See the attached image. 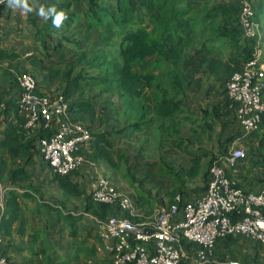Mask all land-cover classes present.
I'll return each instance as SVG.
<instances>
[{"label":"crops","instance_id":"1","mask_svg":"<svg viewBox=\"0 0 264 264\" xmlns=\"http://www.w3.org/2000/svg\"><path fill=\"white\" fill-rule=\"evenodd\" d=\"M182 1L183 4L188 3V0ZM191 1L195 5L196 3H202L199 0ZM229 1L232 2V0ZM234 1L236 2V0ZM102 2L109 5L113 12H116L117 9L113 1L102 0ZM39 3L46 6H56L54 0H39ZM201 3L197 4L196 7L202 6ZM87 11L88 0L73 4L72 12L77 17L66 36L70 35L72 39L78 41L81 47L88 45L103 46L102 39L106 29L101 27L91 31L86 18ZM152 17V13L141 6V10L132 21L135 25L145 26L152 30L154 27ZM50 20H44L38 15L34 0H27V7L13 9L8 7L7 4L0 7L1 47L19 53V58L15 60V63L19 64L18 70L32 73L39 82L41 93L44 94L62 91L63 83L56 78L48 80L46 70L59 65L64 67L65 65V57L60 60L58 55L62 54L61 47L58 45L62 31H58V28L52 25L54 30L47 32L46 29L50 25ZM257 21L261 24L262 19L258 18ZM233 27L231 25V28ZM260 29L262 49L264 50V31L261 26ZM212 38L211 31L204 28L201 23L199 34L195 36L194 41L186 43V46L184 45V72H186L187 80L185 93L180 96L183 111H179L174 116L165 119L158 117L155 111H148V114L142 116L141 111H99L102 118L100 119V125L97 123L94 131L100 132L112 143L110 157L109 159L100 157L99 161L91 160L80 170H77L78 174L75 176V180L80 184L83 194L91 195L92 183L98 172L105 173V176L116 185L115 181L118 178V172L122 169L120 167L119 154H127L129 156L136 154L131 149L133 147L128 145V141L138 142L136 146L141 145L142 149L146 151L149 148L148 143L152 140L150 135L158 132L160 135L163 133V139L167 138L171 147L163 148L162 152H157L156 159L157 163H169L172 158L179 157L174 155L172 148L174 147L173 141L178 137V132H181L185 148H194V152L190 153V161L192 162L198 150L206 151V156L203 158V161H206L207 158L214 156V152L225 151L227 142L231 138L236 137L237 134H243L236 119L235 111L230 106L226 107L227 80H216L209 71V61L211 59L209 51L212 50L214 54H217L221 50L223 52L221 57L226 66L236 60L242 63V67L245 63V59L241 56L244 40L243 37L238 39L241 45L233 46L235 44H232L234 42L232 40L216 42ZM43 40H46L45 47ZM234 40H237V38ZM71 45L73 44L69 43L66 45V50H69L68 48ZM68 54V51H66L64 56L67 57ZM33 55L43 58L44 66L47 68L41 69L30 62V57L31 59L34 58ZM149 61L152 62L147 67V62ZM156 65L161 64L155 59V56H150L143 63L141 69L144 71L155 70V73L158 74L160 69ZM14 71L17 70L9 61H0V90L5 92L6 99L13 98L17 102L19 88L14 79ZM93 86L96 85L88 82L87 86L84 87L85 92L78 95L87 98L88 91ZM142 96H146L148 105L153 107L157 101L158 94L148 89ZM70 116L72 118L71 114ZM7 117L13 118L14 113L10 112ZM143 123L146 124L144 125ZM172 123L176 127V134L173 137L169 135L167 130V125L169 126ZM92 141L84 145V153L93 150ZM234 141L235 146L239 148L257 147L259 144L257 140L250 142L247 138L244 139L243 136L242 138L234 139ZM128 149L131 150L132 154L126 152ZM25 164H28L27 170L31 173L32 184L26 183L25 185L22 184V186L20 183L18 184L19 187H16L20 192L33 191L34 195L24 198L20 216L14 223L10 234L5 237L3 249L13 264H61V260H70V264H100L107 259L111 260L112 254L107 249V244L98 234V225L94 218L96 215L88 213V216L79 222L78 236L73 237L67 225L60 221L57 222L56 213L58 211L50 209L46 205L49 202L56 206L60 204L54 200L40 198L39 196L40 192L42 194L45 193L44 189L47 187L44 186V183L47 179H49L51 186L59 188L53 181L54 171L44 161L40 153L33 155L28 160L20 159L15 166ZM237 168L235 179L240 186L254 191L264 188V171L262 167L256 166L247 157L245 160L239 161ZM60 190L64 193L62 189ZM196 190L200 191V193H194L188 188H182V191L187 196L190 195L188 199L191 200L199 198L204 193L202 189L197 188ZM65 196L70 197L66 194ZM73 198L80 200L83 210V201L81 199L84 198V195L79 198ZM57 200L60 201L61 198L58 197ZM67 209L72 208L68 207ZM82 210L78 211L82 212ZM148 213L150 212L145 211L144 214H139L141 216H149L151 213ZM185 249L189 257L184 258L183 264H202L195 260L198 249L196 244H187ZM212 260L208 264H231L232 261L264 264V252L256 251L254 253L251 240L241 239L235 245H228L224 239H220L215 245Z\"/></svg>","mask_w":264,"mask_h":264},{"label":"trees","instance_id":"2","mask_svg":"<svg viewBox=\"0 0 264 264\" xmlns=\"http://www.w3.org/2000/svg\"><path fill=\"white\" fill-rule=\"evenodd\" d=\"M82 1L54 0L57 10H62L67 15V19L58 28V31H62L58 44L62 54L58 55L60 60L65 57V65L64 67L59 65L48 68L46 77L48 76V80L50 78L59 79L63 83L62 91L59 94L64 95L72 120L82 121L92 128L93 150L85 153L89 161H99L100 157L109 159L112 143L100 132L94 131L96 124L99 123L98 125H100L102 118L97 103L78 95L85 92L84 87L87 86L88 82L101 87L103 93H118L124 99V104L133 111H141V116L148 114V111H155L158 117L165 119L183 111L180 96L185 93L187 80L186 72H184V48L186 43L194 41L195 36L199 34L201 23L204 28L211 31L213 41L232 40L234 41L232 44H235L233 46H237L241 45L238 39L243 37L244 46H242L241 56L245 59L244 62L253 56L255 40L247 37L240 26L237 1L222 0L210 6V0H199L202 1V3L200 2L202 6L196 7L200 3L195 5L191 0L185 4L182 0H108L113 1L117 9L116 12H113L109 5L103 4L102 0H88L86 18L89 29L92 31L95 28L104 27L106 33L102 39L103 46L88 45L81 47L78 41L72 39L70 35L66 36V33L77 17L72 12V6L74 3L78 4ZM255 5L256 19H262L260 26L264 31V0H256ZM141 6L152 13L153 30L133 23L132 20L141 10ZM50 21V25L46 29L47 32L54 30L52 20ZM231 25L234 27L231 28ZM236 38L237 40H234ZM69 43L73 45L68 48L69 50H66V45ZM43 45L46 46V40H43ZM66 51L69 53L67 57L64 56ZM209 52L211 55L210 73L216 80L226 79L227 85L233 73L242 68V63L234 60L226 66L221 57L223 54L221 50L217 54H214L212 50ZM19 56L18 52L9 51L0 45V61H9L17 71H21L18 70L19 64L15 63ZM33 56V59L30 57V62L41 69L47 68L44 66L43 58ZM150 56H155V59L161 64L156 65L160 69L158 74L155 73V70L144 71L141 69L143 63ZM148 89L158 94L153 107L148 105V98L142 96ZM37 91L44 94L39 89V82ZM228 106H230V101L227 98L226 107ZM232 109L234 110V108ZM10 112L14 113L13 118L7 117ZM24 123L25 117L21 115L16 100L13 98L6 99L5 92L0 90V184L4 188L3 207L0 209V228L5 237L10 234L14 223L20 216L24 198L34 195L33 191L20 192L17 190L16 186L20 183L21 185L26 183L31 185L32 176L27 170L28 164L15 165L20 159L28 160L33 155H38L40 139L50 134V129L43 125L29 131L24 127ZM175 129L173 123L167 125L169 135L172 137L176 134ZM263 131L264 115L258 129L250 134L243 133L242 135L244 139L247 138L250 142L258 141L257 147H250L251 157L248 153L247 157L248 159L251 158L256 166L262 167L264 171V160H256L260 150H264ZM231 141H233L232 138L228 141L224 152L229 149ZM205 152L198 150L197 155L192 159L187 175L188 179L200 176L206 179L204 193L208 187L209 170L212 165V160L203 161L206 156ZM204 164H207L206 171H203ZM77 174V170L66 175L54 173L53 181L68 196L79 198L84 195L82 212L74 209L64 210L65 207L67 208L65 202L59 206L52 205L50 202L46 203L50 209L58 211L56 213L57 222L60 221L67 225L73 237L78 236L79 222L86 218L88 213L101 218L120 213L115 206L95 202L91 195L83 194L80 184L75 180ZM238 185L240 186L239 183ZM179 190H175L172 199L176 197L175 194ZM184 200L191 201L185 197ZM174 201L175 199L172 202ZM220 239H224L228 245H235L241 239L247 238L230 235L219 238L216 244ZM60 262L61 264H70V260H61ZM112 263L114 264L113 258L100 264Z\"/></svg>","mask_w":264,"mask_h":264},{"label":"built area","instance_id":"3","mask_svg":"<svg viewBox=\"0 0 264 264\" xmlns=\"http://www.w3.org/2000/svg\"><path fill=\"white\" fill-rule=\"evenodd\" d=\"M237 2L240 26L247 37L255 40V46L253 56L228 80L226 94L241 130L250 134L259 128L264 115V50L256 3ZM5 4L7 0L0 7ZM14 79L19 87L17 103L25 117L24 127L29 131L41 125L50 129L49 136L39 141V153L54 173L66 175L88 164L83 147L91 142L93 130L82 121L72 120L64 95L40 94L36 77L28 71H14ZM233 143L212 162L202 196L185 201L178 194L174 202L156 209L153 217L141 216L129 194L102 173L96 174L91 187L93 200L120 211L106 218L94 217L114 264H183L189 257L186 243L196 244L195 260L208 264L213 261L216 241L230 235L264 245V188L254 191L238 185L237 165L247 157V151ZM0 194L1 209V184ZM146 229L153 233H145ZM4 241L0 228V264H13L3 249Z\"/></svg>","mask_w":264,"mask_h":264},{"label":"rangeland","instance_id":"4","mask_svg":"<svg viewBox=\"0 0 264 264\" xmlns=\"http://www.w3.org/2000/svg\"><path fill=\"white\" fill-rule=\"evenodd\" d=\"M221 1L222 0H210V6ZM253 1L256 3V0ZM151 62L152 61L147 62V67ZM101 89L102 88L98 86L91 87L88 91L87 97L97 103L99 111H133L130 107L124 104V99L119 96L118 93H103L101 92ZM115 119H117V117H115ZM262 133H264V131ZM242 136V134H237L235 138H232V140L234 141V139L242 138ZM150 137L152 140L148 143L149 148L146 151L142 149L141 145L136 146V143L138 142L128 141V145L133 147L131 149H133L136 154L133 155L130 149L126 152L128 154H132V156L119 154V160L121 162L120 167H122V169L118 172V178H116L115 182L119 188L132 197L140 214H144L145 211H148L151 213L150 217H153L157 206L158 209L163 205L172 203L175 199V197L172 199V194L176 189L180 190L176 192L175 196L177 194H181L184 195L187 200H190L188 199V196L190 195L187 196L183 191H181V189L188 188L191 192L200 193V191H197L196 189L198 188L203 190L206 185V179L203 176L190 180L187 178V171L191 166L190 153L194 152V148H185L181 132H178V137H176L173 141L174 147L172 148L174 155L179 157L172 158V160H169V163H157L156 159L157 152H162L163 148L167 149L171 147L167 138L163 139V133L160 135L159 132L151 134ZM233 141L230 142L229 149L231 148ZM133 144L135 145L132 146ZM244 150H246L248 155L251 157L250 148H244ZM223 152H214V156L207 158L205 162L211 160L213 162L214 159H217ZM260 152L256 156V159L264 160V150H260ZM164 153L166 154V152ZM249 160H251V158ZM206 167L207 164H204L203 171H206ZM103 175L106 174L103 173ZM181 181L183 182L181 183ZM44 186L47 188L44 189L45 193H39L40 198L54 200L60 205L65 202L67 203V208L69 207L76 211L82 210L79 199L73 198L72 196L66 197L59 188L51 186L49 179L45 181ZM58 197L61 198L60 201L57 200ZM81 201H83V198ZM244 240H251L253 243L254 253H256V251L264 252L263 245L253 241L252 239L249 240V238ZM229 258H231V256H229Z\"/></svg>","mask_w":264,"mask_h":264},{"label":"clouds","instance_id":"5","mask_svg":"<svg viewBox=\"0 0 264 264\" xmlns=\"http://www.w3.org/2000/svg\"><path fill=\"white\" fill-rule=\"evenodd\" d=\"M3 0H0L2 3ZM35 6L38 9V15L44 20L51 19L54 27H61L63 21L67 19V15L64 11H58L55 5L46 6L39 3V0H34ZM7 5L10 8L27 7V0H7ZM231 264H238L236 261H232Z\"/></svg>","mask_w":264,"mask_h":264},{"label":"water","instance_id":"6","mask_svg":"<svg viewBox=\"0 0 264 264\" xmlns=\"http://www.w3.org/2000/svg\"><path fill=\"white\" fill-rule=\"evenodd\" d=\"M0 199H1V194H0ZM145 233H147V234H152V233H153V230H151V229H146V230H145Z\"/></svg>","mask_w":264,"mask_h":264}]
</instances>
